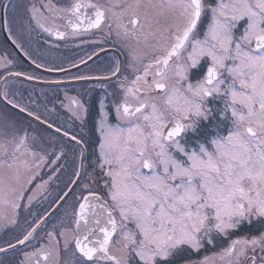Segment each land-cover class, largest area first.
Wrapping results in <instances>:
<instances>
[{
	"label": "snow or ice",
	"instance_id": "6c2138e0",
	"mask_svg": "<svg viewBox=\"0 0 264 264\" xmlns=\"http://www.w3.org/2000/svg\"><path fill=\"white\" fill-rule=\"evenodd\" d=\"M0 24L48 72L111 51L101 75L71 79L113 97L85 167L80 93L42 114L0 92V264H264V0H23L3 5ZM25 37L38 51L70 39L89 51L49 65ZM9 66L20 65L0 57L5 84L40 78ZM213 120L190 148L183 137Z\"/></svg>",
	"mask_w": 264,
	"mask_h": 264
},
{
	"label": "flooded vegetation",
	"instance_id": "af4514ba",
	"mask_svg": "<svg viewBox=\"0 0 264 264\" xmlns=\"http://www.w3.org/2000/svg\"><path fill=\"white\" fill-rule=\"evenodd\" d=\"M23 3V0H0V17L3 16V5L4 4H15ZM206 24V19L204 20ZM13 23V27H15ZM34 40L38 39L36 37ZM25 49L31 52L33 58H40V62L49 65L61 64V66L67 68V64L62 62V57L64 56H82L88 53V45H80L78 39H70L67 42V47L64 46V42H61V47L56 51H49L47 49L38 51L34 44L29 43L27 38L24 39ZM107 47V46H105ZM112 52L101 53L98 58H94L93 61L87 63V65H79L76 68H70L66 73L60 72H48L45 69H36L35 65L32 64L31 59L24 55V52L16 48L12 44L11 40L8 39V33L3 30L2 24H0V57L7 55V58L14 60L19 67H8L9 72L23 71L32 73L39 79L29 81L27 79H19L16 77L11 78L7 84L0 80V92L8 90L10 93L19 92V100L23 104H28L30 107L37 109L42 114L44 113V106L47 104L48 107L52 106V103L57 97L63 98L64 92H68L69 95H76L80 93L87 102L88 113L85 117L86 124L84 125V131L86 138L89 141L88 150L86 155H88V161H85V167L94 161V153H97L96 144L98 143V133L95 132V124L98 119V112L101 103L105 109H110L113 103V97L106 96L103 89L99 87L101 81L88 79V80H74L71 79L72 76H97L101 75V72H97L94 69L102 62L106 55H111ZM0 75H4V71L0 68ZM24 78V77H23ZM59 82V83H57ZM22 90V92H20ZM35 102V103H33ZM213 103H217L213 101ZM2 106V105H0ZM219 106V105H218ZM66 110H60V119L58 123H62L63 127L67 128L72 123L68 120L67 115H65ZM216 121L211 122L202 121L201 127L198 133L193 134L188 132L184 137V141L191 148L196 145L197 140H202L207 136L211 135L215 131ZM73 132H79V121L76 122V126L72 127ZM68 140V138H64ZM67 147L69 149V154L61 163H66L69 172L74 170L75 165L73 164V142L68 140ZM77 155L79 150H75ZM79 161H77L78 163ZM91 172V169H88ZM88 172H85L87 177ZM83 182V181H82ZM63 208L60 212L56 213L49 222L47 227H50L52 223L56 221L58 216L62 214ZM247 229H245L246 231ZM0 235H3V230H0ZM203 255V253H202Z\"/></svg>",
	"mask_w": 264,
	"mask_h": 264
},
{
	"label": "water",
	"instance_id": "95a60500",
	"mask_svg": "<svg viewBox=\"0 0 264 264\" xmlns=\"http://www.w3.org/2000/svg\"><path fill=\"white\" fill-rule=\"evenodd\" d=\"M16 78H19V79H24V80L26 79V78H23V77H16ZM31 81H32V80H31Z\"/></svg>",
	"mask_w": 264,
	"mask_h": 264
},
{
	"label": "rangeland",
	"instance_id": "374dc122",
	"mask_svg": "<svg viewBox=\"0 0 264 264\" xmlns=\"http://www.w3.org/2000/svg\"><path fill=\"white\" fill-rule=\"evenodd\" d=\"M20 92H22V90H20Z\"/></svg>",
	"mask_w": 264,
	"mask_h": 264
}]
</instances>
